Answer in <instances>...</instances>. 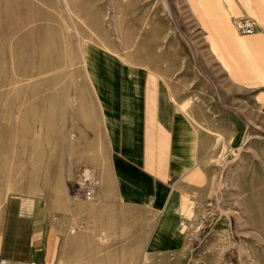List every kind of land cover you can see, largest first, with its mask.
<instances>
[{
    "label": "rangeland",
    "instance_id": "1",
    "mask_svg": "<svg viewBox=\"0 0 264 264\" xmlns=\"http://www.w3.org/2000/svg\"><path fill=\"white\" fill-rule=\"evenodd\" d=\"M137 64L160 71L178 107L198 108L215 131L205 183L181 208V264H264V88L228 79L187 0H0V236L11 223L0 256L29 252L31 220L17 210L43 191L60 116L85 124L99 108L101 118L96 68Z\"/></svg>",
    "mask_w": 264,
    "mask_h": 264
},
{
    "label": "crops",
    "instance_id": "2",
    "mask_svg": "<svg viewBox=\"0 0 264 264\" xmlns=\"http://www.w3.org/2000/svg\"><path fill=\"white\" fill-rule=\"evenodd\" d=\"M187 2L228 79L264 88V0ZM230 16L253 17L261 31L240 35ZM115 72L96 68L101 118L98 107L85 124L60 116L45 151L43 191L22 198L17 210L31 220L19 264H181V208L189 190L205 183L200 168L215 131L198 108L178 107L160 71L137 64ZM85 167L95 175L92 200L70 189ZM10 225L7 219L0 255Z\"/></svg>",
    "mask_w": 264,
    "mask_h": 264
},
{
    "label": "built area",
    "instance_id": "3",
    "mask_svg": "<svg viewBox=\"0 0 264 264\" xmlns=\"http://www.w3.org/2000/svg\"><path fill=\"white\" fill-rule=\"evenodd\" d=\"M235 25L239 32L243 34H254L258 28V22L255 18L250 16H245L243 18H235L234 20ZM83 178L80 180H83L85 182V185L83 184L82 187V193L81 196L92 200L95 196V190H94V181L93 180H87L88 178H91L92 174L89 171H83L82 170ZM81 177V175H80ZM0 264H18L15 260L6 257V256H0Z\"/></svg>",
    "mask_w": 264,
    "mask_h": 264
},
{
    "label": "water",
    "instance_id": "4",
    "mask_svg": "<svg viewBox=\"0 0 264 264\" xmlns=\"http://www.w3.org/2000/svg\"><path fill=\"white\" fill-rule=\"evenodd\" d=\"M263 110H264V108H263Z\"/></svg>",
    "mask_w": 264,
    "mask_h": 264
}]
</instances>
